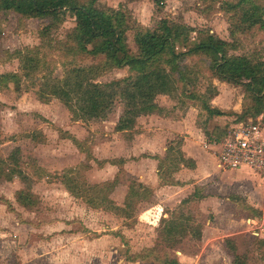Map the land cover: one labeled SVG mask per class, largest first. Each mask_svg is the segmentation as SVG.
Masks as SVG:
<instances>
[{
	"label": "rangeland",
	"instance_id": "1",
	"mask_svg": "<svg viewBox=\"0 0 264 264\" xmlns=\"http://www.w3.org/2000/svg\"><path fill=\"white\" fill-rule=\"evenodd\" d=\"M95 4L125 14L132 53L136 30H153L165 18L184 35L174 41L176 52L209 32L227 43L229 54L246 56L264 71V0ZM74 26L70 12L26 18L0 6V76L18 75L17 83L0 78V264H175L176 259L181 264H264V189L260 204H245L246 213L234 216V223L213 220L197 197L179 203L162 191L159 199V187L138 182L128 156V142L148 130L144 114L120 131L116 125L124 115V99L117 97L106 116L79 119L47 93L73 67H84L87 79L98 84L134 76L127 67L109 69L104 56L82 51L71 38ZM18 52L36 61L29 75ZM214 58L204 52L183 55L171 64L173 71L164 62L168 55L151 64L173 80L170 98L164 97L174 108L169 110L180 117L192 105L197 110L192 117L211 144L221 143L239 122L256 123L261 132L264 97L256 99L246 86L218 80ZM241 69L236 78L249 81V72ZM211 100L223 116L205 110ZM165 172L169 181L170 168Z\"/></svg>",
	"mask_w": 264,
	"mask_h": 264
},
{
	"label": "trees",
	"instance_id": "2",
	"mask_svg": "<svg viewBox=\"0 0 264 264\" xmlns=\"http://www.w3.org/2000/svg\"><path fill=\"white\" fill-rule=\"evenodd\" d=\"M95 3L96 0L87 3L81 0H0L2 8L11 9L26 18L58 17L61 13L70 12L75 18L71 38L82 51L93 56H104L109 69L127 67L134 73L133 77L128 75L106 84H98L87 79L88 71L84 67H73L66 72L64 79L49 85L47 93L69 105L77 118L106 116L114 100L120 97L125 100V109L116 129L126 130L129 128L128 123H132L137 114H147L155 109L154 99L158 94L173 90L174 83L168 71H173L175 67L171 64L177 58L191 53L213 55L215 60L212 70L218 80L244 85L256 99L264 97V71L253 65L246 56L229 54L227 43L215 34L208 32L203 41L195 43L188 50L176 52L174 41L184 36L183 32L172 26L167 19L161 18L153 30H136L134 42L137 51L132 53L126 39L127 32L132 28L125 14L120 9H99ZM261 26H264V20H261ZM18 55L19 60L24 61L22 69L25 75L37 68L34 58L20 52ZM165 55L169 56V59H164L169 65L168 71L159 66L151 68L152 63L158 62ZM241 68L249 72V81L236 78L235 72ZM0 78L18 82L17 74H5ZM73 102L78 105L77 111L74 110ZM204 108L211 116L222 114L210 108L209 104H205ZM175 264L181 263L176 259Z\"/></svg>",
	"mask_w": 264,
	"mask_h": 264
},
{
	"label": "crops",
	"instance_id": "3",
	"mask_svg": "<svg viewBox=\"0 0 264 264\" xmlns=\"http://www.w3.org/2000/svg\"><path fill=\"white\" fill-rule=\"evenodd\" d=\"M170 95L164 93L155 97V109L142 115L146 123L143 127L148 130L144 129L128 142V156L135 167L132 173H137L136 178L143 185L152 189L159 187L155 191L156 196L163 191L168 199L178 198L179 203L197 197L206 210L213 213L216 222L222 218L228 223L236 222L234 216L240 219L246 213L245 204L253 207L260 204L264 189L260 175L247 166L221 168L217 158L220 142L212 141L211 144L204 136L206 132L203 133L198 127L196 117H192L196 110L192 105L182 116H173L175 113L169 108L172 111L174 108L164 102V97L170 98ZM208 104L212 109L224 111L217 108L213 100ZM147 118L149 124L145 120ZM228 120L231 122L232 118ZM177 136L180 141L173 142ZM260 138L264 140V127ZM169 143L174 146L171 147ZM166 167L171 171L169 181H165ZM157 197L160 199L159 195ZM208 223L215 225L209 220ZM209 225H206L207 231Z\"/></svg>",
	"mask_w": 264,
	"mask_h": 264
},
{
	"label": "built area",
	"instance_id": "4",
	"mask_svg": "<svg viewBox=\"0 0 264 264\" xmlns=\"http://www.w3.org/2000/svg\"><path fill=\"white\" fill-rule=\"evenodd\" d=\"M220 144L217 158L221 168L247 166L260 175L264 185V140L256 123H237Z\"/></svg>",
	"mask_w": 264,
	"mask_h": 264
}]
</instances>
